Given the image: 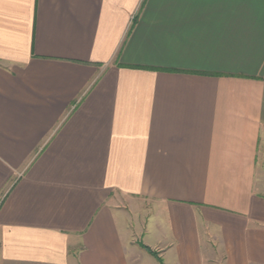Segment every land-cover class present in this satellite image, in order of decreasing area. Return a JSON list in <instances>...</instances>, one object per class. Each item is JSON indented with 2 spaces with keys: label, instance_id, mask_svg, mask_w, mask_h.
Wrapping results in <instances>:
<instances>
[{
  "label": "crops",
  "instance_id": "crops-1",
  "mask_svg": "<svg viewBox=\"0 0 264 264\" xmlns=\"http://www.w3.org/2000/svg\"><path fill=\"white\" fill-rule=\"evenodd\" d=\"M219 263L264 264V0H0V264Z\"/></svg>",
  "mask_w": 264,
  "mask_h": 264
},
{
  "label": "trees",
  "instance_id": "trees-1",
  "mask_svg": "<svg viewBox=\"0 0 264 264\" xmlns=\"http://www.w3.org/2000/svg\"><path fill=\"white\" fill-rule=\"evenodd\" d=\"M142 248H143L144 250H146V252H147L148 254H150L151 256H153L154 258H156V259L160 262L157 253H155V252L149 250L148 248H146V247H144V246H142Z\"/></svg>",
  "mask_w": 264,
  "mask_h": 264
},
{
  "label": "rangeland",
  "instance_id": "rangeland-1",
  "mask_svg": "<svg viewBox=\"0 0 264 264\" xmlns=\"http://www.w3.org/2000/svg\"><path fill=\"white\" fill-rule=\"evenodd\" d=\"M211 257H213L212 253H211ZM221 260H222L221 256H220V255H217V257H216V261L221 262ZM219 264H220V263H219Z\"/></svg>",
  "mask_w": 264,
  "mask_h": 264
}]
</instances>
